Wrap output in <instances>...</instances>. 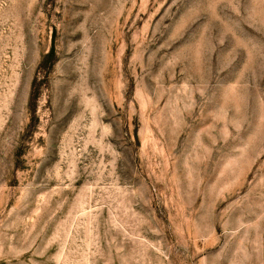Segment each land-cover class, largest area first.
I'll list each match as a JSON object with an SVG mask.
<instances>
[{"label": "rangeland", "instance_id": "374dc122", "mask_svg": "<svg viewBox=\"0 0 264 264\" xmlns=\"http://www.w3.org/2000/svg\"><path fill=\"white\" fill-rule=\"evenodd\" d=\"M0 264H264V0H0Z\"/></svg>", "mask_w": 264, "mask_h": 264}]
</instances>
